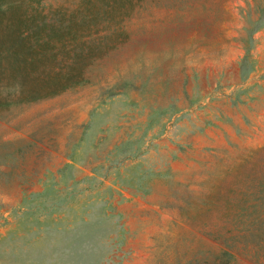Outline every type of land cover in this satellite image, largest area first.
<instances>
[{
  "label": "rangeland",
  "instance_id": "obj_1",
  "mask_svg": "<svg viewBox=\"0 0 264 264\" xmlns=\"http://www.w3.org/2000/svg\"><path fill=\"white\" fill-rule=\"evenodd\" d=\"M0 11V264H264V0Z\"/></svg>",
  "mask_w": 264,
  "mask_h": 264
},
{
  "label": "trees",
  "instance_id": "obj_2",
  "mask_svg": "<svg viewBox=\"0 0 264 264\" xmlns=\"http://www.w3.org/2000/svg\"><path fill=\"white\" fill-rule=\"evenodd\" d=\"M10 7V5L7 7V8H9ZM8 10V9H7ZM2 12L0 11V14H1ZM6 49L4 48V47H1V49H0V65L2 64V62H4L5 61V59H6V57H7V53H6Z\"/></svg>",
  "mask_w": 264,
  "mask_h": 264
}]
</instances>
